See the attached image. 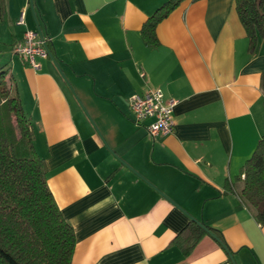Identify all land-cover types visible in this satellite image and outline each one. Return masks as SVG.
I'll use <instances>...</instances> for the list:
<instances>
[{
  "label": "crops",
  "instance_id": "0c3cea01",
  "mask_svg": "<svg viewBox=\"0 0 264 264\" xmlns=\"http://www.w3.org/2000/svg\"><path fill=\"white\" fill-rule=\"evenodd\" d=\"M164 1H5L0 54L73 228L70 264H264V224L238 195L264 133V37L249 49L234 0H182L151 46L141 26ZM26 28L48 40L36 69L13 52ZM149 87L176 100L167 135L133 120ZM190 221L230 251L206 230L187 250Z\"/></svg>",
  "mask_w": 264,
  "mask_h": 264
},
{
  "label": "trees",
  "instance_id": "16d2710c",
  "mask_svg": "<svg viewBox=\"0 0 264 264\" xmlns=\"http://www.w3.org/2000/svg\"><path fill=\"white\" fill-rule=\"evenodd\" d=\"M0 0V18L5 12ZM182 0H165L141 26L145 42L154 46L156 25ZM248 47L264 37V0H234ZM240 200L264 224V133L240 168ZM44 159L33 144L31 123L15 81L0 65V264H70L75 246L72 226L63 218L48 185ZM204 230L229 252L218 229L190 221L181 230L190 249Z\"/></svg>",
  "mask_w": 264,
  "mask_h": 264
},
{
  "label": "built area",
  "instance_id": "2783aa9c",
  "mask_svg": "<svg viewBox=\"0 0 264 264\" xmlns=\"http://www.w3.org/2000/svg\"><path fill=\"white\" fill-rule=\"evenodd\" d=\"M18 23L24 22V14L21 12L17 18ZM47 38L40 30L26 28L21 39L13 45V52L26 64L38 68L37 58L46 57L49 54ZM174 98H166L158 87H149L141 93L133 94L129 99V107L136 124L146 122L147 134L151 137L164 136L173 129Z\"/></svg>",
  "mask_w": 264,
  "mask_h": 264
},
{
  "label": "rangeland",
  "instance_id": "374dc122",
  "mask_svg": "<svg viewBox=\"0 0 264 264\" xmlns=\"http://www.w3.org/2000/svg\"><path fill=\"white\" fill-rule=\"evenodd\" d=\"M7 55V53H4V54H0V65H7L6 63V60H3L4 57Z\"/></svg>",
  "mask_w": 264,
  "mask_h": 264
},
{
  "label": "water",
  "instance_id": "95a60500",
  "mask_svg": "<svg viewBox=\"0 0 264 264\" xmlns=\"http://www.w3.org/2000/svg\"><path fill=\"white\" fill-rule=\"evenodd\" d=\"M229 256H230V259H231L232 263L235 264V261H234L232 255L230 254Z\"/></svg>",
  "mask_w": 264,
  "mask_h": 264
}]
</instances>
